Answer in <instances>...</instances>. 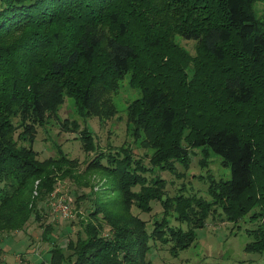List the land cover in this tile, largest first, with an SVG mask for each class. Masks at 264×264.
I'll return each instance as SVG.
<instances>
[{
	"label": "trees",
	"instance_id": "obj_1",
	"mask_svg": "<svg viewBox=\"0 0 264 264\" xmlns=\"http://www.w3.org/2000/svg\"><path fill=\"white\" fill-rule=\"evenodd\" d=\"M258 3L264 0H0V234L41 221L39 203L59 181L78 179V164L66 156L38 159V126L67 97L84 118L113 115L105 98L130 77L141 96L127 108L128 124L135 141L153 151L154 168L173 172L179 163L188 169L191 152L200 149L219 156L232 178H207L209 200L170 197L166 180H149L130 149L101 152L86 172L105 177V189L76 241L66 250L51 248L49 264H153L154 242L170 244L177 257L217 214L225 222L258 221L245 250L264 257ZM179 39L196 42L195 55ZM82 139L85 151L96 150L88 131ZM156 201L164 212L149 231L132 208L151 213ZM172 215L188 228L172 226ZM52 230L44 227V240Z\"/></svg>",
	"mask_w": 264,
	"mask_h": 264
},
{
	"label": "rangeland",
	"instance_id": "obj_2",
	"mask_svg": "<svg viewBox=\"0 0 264 264\" xmlns=\"http://www.w3.org/2000/svg\"><path fill=\"white\" fill-rule=\"evenodd\" d=\"M256 9L258 15L264 17V3H258ZM179 43L191 55H195L196 42L179 39ZM140 96V90L133 88L130 77H126L118 90L105 98V102L113 107V115L84 118L79 114L74 100L67 97L58 112L50 114L44 126H38L33 145L38 159L44 161L64 155L78 164V179L59 181L55 192L39 203L41 221L33 218L23 230L0 234V264H49L50 250L54 245L66 250L69 241H76L77 234L83 231V223L89 219L93 200L99 197L98 193L105 189L107 183L101 174L86 172L88 165L101 152L108 154L116 153L120 148L130 149L134 159L142 162L146 168L149 180L156 176L166 180V193L170 197L197 194L209 200L207 178H232L231 169L222 165L219 156L211 153L207 156L200 149L191 152L188 169L179 163H175L173 172L154 168L151 163L153 151L135 141L128 124L127 108ZM74 123L79 126L78 130H74ZM83 130L89 132L96 150H84ZM37 184L34 196L38 195ZM84 195L85 198L78 200ZM58 198H64L70 205L74 214L72 219L55 215L52 203ZM152 207L151 213H143L136 206L132 208L134 215L148 223L149 231L164 212L161 202H153ZM223 219L219 214L211 216L205 228L197 231L196 242L177 257L170 254V244L151 243L149 259L153 264H264L263 256L245 250L252 241L248 231L255 229L259 222L251 220L250 216L238 223L225 222ZM170 220L172 226L188 228L177 222L173 215ZM48 225L53 226L50 241L43 238L44 227Z\"/></svg>",
	"mask_w": 264,
	"mask_h": 264
},
{
	"label": "built area",
	"instance_id": "obj_3",
	"mask_svg": "<svg viewBox=\"0 0 264 264\" xmlns=\"http://www.w3.org/2000/svg\"><path fill=\"white\" fill-rule=\"evenodd\" d=\"M52 210L56 216L63 219H72L74 217L70 205L64 198H58L52 203Z\"/></svg>",
	"mask_w": 264,
	"mask_h": 264
}]
</instances>
